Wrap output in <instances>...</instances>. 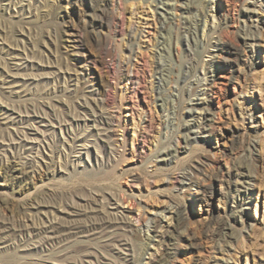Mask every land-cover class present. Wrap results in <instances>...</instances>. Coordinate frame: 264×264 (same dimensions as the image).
Masks as SVG:
<instances>
[{
	"label": "rangeland",
	"instance_id": "1",
	"mask_svg": "<svg viewBox=\"0 0 264 264\" xmlns=\"http://www.w3.org/2000/svg\"><path fill=\"white\" fill-rule=\"evenodd\" d=\"M9 2L0 0V104L15 114H0L2 128L31 138L34 125L25 120L37 104H93L96 98L106 104L108 132L118 146L115 155L104 152L76 165L61 159L50 169L30 147L7 156L0 151V218H34L40 225L49 217L74 226L107 214L133 226L115 230L122 241L112 248L105 245L110 238L95 232L67 236L44 251L30 249L41 239L16 249L14 240L0 241V260L264 264V0ZM200 12L217 20L205 38ZM130 28L138 31L136 41L128 39ZM228 50L239 52L237 62ZM41 63L42 71L28 65ZM46 89L54 90L50 100ZM100 195L119 198L123 213L106 202L103 209L86 203ZM71 198L79 203L71 207ZM171 204L179 209L163 220L166 235L146 238L145 223L160 231L156 214L165 210L168 217Z\"/></svg>",
	"mask_w": 264,
	"mask_h": 264
},
{
	"label": "bare ground",
	"instance_id": "2",
	"mask_svg": "<svg viewBox=\"0 0 264 264\" xmlns=\"http://www.w3.org/2000/svg\"><path fill=\"white\" fill-rule=\"evenodd\" d=\"M11 1L13 0H10L9 3H11ZM106 2L108 3L112 2L113 4V0H106ZM161 15L164 16L163 14ZM197 16L201 19V21H203L204 26L202 33H203V37L205 38L208 36L210 32L216 29L217 20L215 16L210 15L209 13L200 12L197 14ZM172 29H173V25H169L168 28L169 33H172ZM137 37H138L137 29L130 28L128 39L131 41H136ZM174 38L175 36L173 37V39ZM176 40H177L176 41V45H177L178 37L176 38ZM170 42L171 40H169V43ZM34 50L33 49L32 51L30 50L31 55L35 54ZM128 50L129 52H132L131 48H129ZM228 52L229 54H233V58H230V60H233V62H237L239 58V52H234V51L232 52L229 50ZM18 55L20 54H17V56ZM42 63L36 65L35 64H28V65H31V67L37 68V70L42 71L45 69L42 66ZM204 68L205 66L202 67V69ZM203 71H204L203 76H205L206 74L205 69ZM55 76L58 78L63 77L64 79H70L62 75L60 76L59 73H56ZM118 78L120 83H123L125 81V76L123 74H119ZM38 80L39 78H37L36 81ZM199 82L201 83V80H198L196 83L198 84ZM124 87L126 91L127 86L125 84ZM177 92H178L177 98H179L180 97L179 91ZM53 94H54V90H50V91L48 90L47 92H45L44 98L46 100H50V97ZM204 95L205 93H202V96ZM93 101L94 103L91 104L90 101L85 99L84 102H82L79 105L66 104L61 106L52 104L51 102L37 104L35 107H33V109L35 110V114H33L34 116L32 118H28L25 120L26 122H30L32 124V127L34 125L31 138L29 137V134L26 131L17 130V128L14 131H9L7 129L4 130L0 125V151H3V154L7 156L8 150L18 151V149L20 148L30 147V149L35 150L36 155L38 157H41V161L42 160L44 161V165L47 166V169H50L52 167V163L54 162L59 163L61 159L63 160L65 165L66 164L76 165V164L84 163L85 158L87 160L90 159L91 157L92 158L94 157L95 160H98L99 154H102L104 152L108 153L110 156L113 155L116 149L114 148V146H118V144L117 143L114 144L115 141H112V136L108 132V129L112 124L111 115H105L106 104L102 99L98 100L94 98ZM174 101L176 100H173V103ZM205 103H206L205 101H200L199 104L203 106L205 105ZM14 111L15 110L9 109L8 107H3L2 104H0V114L14 118L13 117V115L15 114ZM18 112L26 113L29 115V110L24 107L23 110L19 109L18 107ZM188 112L192 114L193 108L192 107L189 108ZM201 117H202L201 114L198 115L199 120H201ZM203 119L204 120L208 119L207 113L204 114ZM21 121L23 123V119L22 120L19 119V122ZM90 128H96V131L90 130ZM167 128L168 126L165 125V129ZM158 134H161V132L159 131ZM28 139H31L33 143L27 144L25 140ZM4 143H8V144L5 145ZM179 145L180 142L177 141L176 148L174 147L175 153L178 150ZM121 146L122 145H120V147ZM35 164L38 167H43V164H41L39 160H36ZM54 170L55 169L53 168V171ZM86 179H88V177ZM91 179L96 180L97 176L95 175ZM88 197L89 198L86 199V203L88 205L89 203L90 204L94 203L96 205H100V207H102L103 209L104 202H106L107 204L111 205L112 209L115 212L123 211L122 206L124 203L115 196H111L110 198H107L105 195H100V198H96L94 196H88ZM70 200H71L70 202L71 207L76 203L77 204L79 203L74 201L72 198ZM178 209L179 208L177 205L171 204L167 210L169 212L168 217L164 214L165 210L161 211L159 214H156L161 217V222L160 224H158V226L161 225L160 231H157L156 227H153L151 222H147L145 223V227H144V236L150 239H158V241H160V239H163V237L166 235L167 232V229L162 230L164 229V227H167V225L163 224V220L165 219L169 220L171 218L170 213L174 212L177 214ZM51 215H53L54 219L57 216V214H55V212L53 211L51 212ZM105 215H106L105 217L96 215L95 217L96 220L90 222L89 224L74 225V226L64 225V224H53L52 221H49V217H47L46 220L40 219L39 221L41 223L39 225L37 223L38 220H34V218L27 219L26 221L23 222L21 221L15 222V220H13V217L10 218V216L9 217L6 216L5 218H0V241L3 243H7L9 240H14L15 243L13 247L16 249L19 247L20 243L23 244L25 242H29L32 240L41 239L40 240L41 242H39L40 244H37L30 249L34 251L36 250L44 251L47 248V245L56 241L64 240V238L67 236L79 234L80 232L81 233L95 232L100 236L102 235L106 239L110 238L108 244L105 245L107 247L112 248L116 246V243L118 244L122 241L117 236H115L116 235L115 230L118 227H121L124 230L126 229L130 230L129 227L133 226V224L129 222V220L128 221L124 220V218H122L123 220L122 219L118 220L115 217L112 218L109 217L107 214ZM126 217H129V215ZM114 236L115 238H113ZM107 250L109 252L111 251V249L109 248ZM151 255H153V252L151 253ZM0 262L6 264H16L15 260L13 259L11 261L6 259L5 261L0 260Z\"/></svg>",
	"mask_w": 264,
	"mask_h": 264
}]
</instances>
